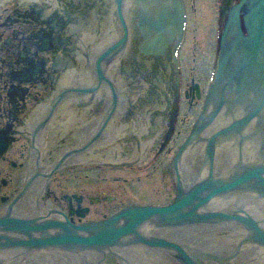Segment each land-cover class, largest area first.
<instances>
[{"label": "flooded vegetation", "instance_id": "af4514ba", "mask_svg": "<svg viewBox=\"0 0 264 264\" xmlns=\"http://www.w3.org/2000/svg\"><path fill=\"white\" fill-rule=\"evenodd\" d=\"M4 1L0 0V217L37 224L48 219L86 224L130 205H167L178 195L179 184L189 189L211 168L215 174L224 173L222 153L216 152L213 163H207L200 145L190 146L177 158L212 82L210 79L203 84L202 80L182 77L181 70L184 77L186 74L181 50L188 30L187 8L184 33L181 39H174L166 62V75L172 80H162L159 75L158 80H137L133 75L142 74L145 65L147 71L157 68L158 73L162 67L160 56L138 50L144 41L136 23L135 5L128 6L126 0L123 3L129 36L122 61L101 58L95 67L97 54L92 48L98 44L96 39H105L103 32L108 31L109 23L118 25V13L115 20H103L99 8L104 0H64L65 9L56 0ZM51 4L56 13L50 14ZM95 8L97 27L87 16ZM219 19L221 27L224 16L220 14ZM79 24L82 32L76 36ZM91 32L97 38L91 40L90 36L86 41ZM76 37L82 42L80 46L74 43L75 49L71 43ZM83 43L81 57L76 56ZM85 57L89 65L83 61ZM70 69L73 80H65ZM93 71H97L94 77ZM117 71L122 75L116 79ZM126 77L131 80H124ZM155 175L160 180L157 191L151 192L166 200L138 201L136 195L144 194V180ZM41 183L42 192L37 197ZM34 189L38 191L33 197ZM255 200L248 197L243 204L254 203L250 213L264 220L262 203ZM239 227L237 223L212 222L163 231L179 236V241L186 242L184 246L224 257L238 253L242 258L226 264H264L263 247L236 245L242 235ZM19 237L0 239V264H108L111 257L125 264L109 250L29 247L21 243L4 246L5 242L31 241L28 235ZM223 237L235 241L216 242ZM199 240L206 244L201 246ZM142 254L136 264H154ZM211 261L209 264H216Z\"/></svg>", "mask_w": 264, "mask_h": 264}, {"label": "water", "instance_id": "95a60500", "mask_svg": "<svg viewBox=\"0 0 264 264\" xmlns=\"http://www.w3.org/2000/svg\"><path fill=\"white\" fill-rule=\"evenodd\" d=\"M50 2L52 1L50 0ZM182 9H184L183 6ZM148 10L145 13H148ZM242 11L243 14H241ZM226 23L214 77L215 82L211 86L205 110L197 120L191 136L181 147L180 155L189 145L206 142L207 156L213 159L217 148L232 142V145H239L241 149L247 140L250 145L248 151L254 150L262 152L264 155V0H244L243 5L240 3L238 6H234ZM242 24L247 29L244 30ZM214 126L220 127L217 130H212L211 133L209 129ZM204 133L206 134L202 135ZM239 158L243 159L242 153ZM242 164L240 162L236 172L230 176L217 178L210 172L209 177L196 183L189 190L185 191L180 188L177 200L170 205L128 206L102 221L84 225L48 221L40 227H26L18 226L20 221L15 219V225L12 227L9 225L10 219L6 222L0 218V239L15 238L13 234H10L13 233L11 231H15L25 232L29 235L31 242H22L29 247L66 246L69 249L95 248L104 251L125 244L122 248L117 249L119 259L122 258L125 264H136L140 259L141 252L144 253L142 254L144 257H147L146 261L149 260L154 264H182L174 258L176 251H170V255L159 246L148 247L136 243L145 242L150 245L177 248L182 253L181 259L184 264H197L203 259L190 258L180 247L186 242L179 241L180 237L176 234L169 233L167 235L165 231L158 228L146 230V233L159 238L150 241L140 232V228L146 223H155L159 227L173 226L188 222H207L211 217H219L238 220L252 231L254 228V234L249 239L256 240L255 233L257 232L260 238L256 241L264 244V232L248 217L222 214L221 212H201V208L214 197H230L248 190L257 191L260 197H264V159ZM193 170L195 172L194 167ZM194 172L192 171V174ZM221 202H214L213 207L222 205ZM253 204H247L246 208L253 209ZM261 207L264 209V203L261 204ZM42 211L46 214V209ZM52 228H60L61 231L52 234L50 232ZM84 231L87 234H83ZM35 232H41L43 236L41 238L34 237ZM125 238L132 240L125 242ZM234 241L229 237H223L217 239L216 242ZM197 243L203 246L206 241L199 240ZM236 245L241 247L242 243L236 241ZM132 253H135L137 257H134ZM87 254L95 257L101 256V254L93 252ZM205 254L202 253V255ZM237 254L233 253L223 259L227 262L233 259L241 261L242 258ZM107 263L121 264L114 257L108 259Z\"/></svg>", "mask_w": 264, "mask_h": 264}, {"label": "bare ground", "instance_id": "6f19581e", "mask_svg": "<svg viewBox=\"0 0 264 264\" xmlns=\"http://www.w3.org/2000/svg\"><path fill=\"white\" fill-rule=\"evenodd\" d=\"M244 0H236L233 3H231L229 9H226L225 12H223L224 16L228 19L231 13L232 8L235 6H238L240 3L243 5ZM115 3V10L118 13L117 23L119 25H116L115 27V21L110 24V27H108V31L103 32L104 35H106L104 38H97L95 37V34L91 32L89 34V37L86 41L89 40L91 36V40L96 39L98 41V44H96L95 47H93V51L97 56H94V66L99 67V64L101 62V58L111 57L117 59L118 62H121L125 53V49H128V28L126 26V23L123 19V3L124 0H114ZM126 3L128 6L132 5H138L141 9V15L138 17V23L140 26V33L142 34L144 43L139 46V49L143 54L145 55H157V56H163L165 54V51L167 47L173 43L175 38L181 39L182 34L184 33L185 26H184V20H185V13L184 9H182L183 6V0H126ZM149 9V10H148ZM148 10V13H145V11ZM50 14L56 13L57 9H54V6L51 4L49 8ZM96 11L97 8H95V11L91 9L87 16H89L94 22L92 26H99L98 20L96 18ZM239 12V11H238ZM243 14V11L242 13ZM240 16V12H239ZM143 17V18H142ZM105 21V20H104ZM149 22V23H148ZM120 23V24H119ZM227 23H224L223 26L219 27V43H218V51L215 61V68L213 75L211 77V80H214L216 69H217V63L219 58V52L221 47V41L223 32L225 30ZM82 25V24H81ZM81 25L79 24L77 26L76 36L79 32H82ZM243 26V24H242ZM94 27V28H96ZM243 29H247L243 26ZM82 34V33H81ZM92 34V35H91ZM76 37L73 39V43H71V46L75 45L80 46L81 39ZM107 39V40H106ZM59 41V37L57 42ZM56 42V45H57ZM75 45L73 46L75 49ZM85 45L81 46V50H78V54L76 56H80V54L83 52ZM214 46V44H213ZM75 53H72L73 55ZM94 54V55H95ZM174 54L177 55L176 50L174 51ZM81 57V56H80ZM87 57V56H86ZM83 58V61L86 60L87 65H89V60L87 58ZM107 58V59H108ZM102 66V65H101ZM92 67V65H91ZM101 71V70H99ZM105 74V73H103ZM65 80H73V74L72 69L69 70L68 76ZM40 182V180L35 181V184L37 185ZM43 184H40L41 190L38 192L37 197L41 195ZM37 189H34L32 192V196L34 197L37 193Z\"/></svg>", "mask_w": 264, "mask_h": 264}, {"label": "rangeland", "instance_id": "374dc122", "mask_svg": "<svg viewBox=\"0 0 264 264\" xmlns=\"http://www.w3.org/2000/svg\"><path fill=\"white\" fill-rule=\"evenodd\" d=\"M7 1L8 0H5L4 2ZM234 1L236 0H185L184 1L186 3L187 13H188V30L185 35L186 43L184 44L183 49L181 50L184 52L183 58H184L185 71H186L184 77V72L181 70L183 78H186L188 80H202L201 83L203 84H205L206 80L211 79L215 68V61H216L218 43H219L218 22H220V19L218 20V18L220 14L224 16L223 12H225L226 9H229L231 3H233ZM48 3H51L50 0ZM57 3L63 9H65L67 5V3L64 0H58ZM133 8L135 11L134 15L137 16L138 14L139 17L141 15L140 7L138 5H135ZM115 9L116 8H115L114 0H104V2H102L101 8H99L103 20L104 19L115 20V18H117L116 16L117 12ZM225 17L226 16H224V19L227 20V18ZM224 22L225 20L223 21V25ZM136 23H137V27L139 28L138 21ZM171 45L172 44H170L167 47L165 55L160 56L161 57L160 65L162 69H160L159 67V73L157 71V68H153V69L151 68L149 71H147L148 67L145 65L142 74L138 73L137 75H133V76L136 77L137 80H153V79L158 80L157 75H159L161 76L162 80H172L170 76L166 75V73L168 72L166 70V62L170 58ZM110 60H112V58ZM102 71H105V67L102 68ZM117 72L118 73H116L117 74L116 79L121 77L122 75L120 71ZM96 73L97 71H93L92 77H94ZM75 74H76V78L79 77V74H77V72L74 73V75ZM126 78L127 79L124 80H131V78L129 77ZM101 80H109V79L102 77ZM159 180H160L159 175H155L153 177H150L148 180H144V185H143L144 194L143 196L136 195L138 198L137 200L143 203L148 201L166 200V198L164 197L157 198L156 197L157 195L151 192L152 189L157 191L156 186L158 185ZM136 196L133 195V199L136 200ZM61 202L63 201L61 200Z\"/></svg>", "mask_w": 264, "mask_h": 264}]
</instances>
